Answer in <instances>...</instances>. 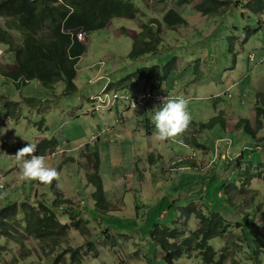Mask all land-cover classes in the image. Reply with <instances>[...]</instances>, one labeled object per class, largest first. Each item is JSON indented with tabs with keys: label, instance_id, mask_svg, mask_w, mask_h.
I'll list each match as a JSON object with an SVG mask.
<instances>
[{
	"label": "rangeland",
	"instance_id": "rangeland-1",
	"mask_svg": "<svg viewBox=\"0 0 264 264\" xmlns=\"http://www.w3.org/2000/svg\"><path fill=\"white\" fill-rule=\"evenodd\" d=\"M126 1L139 11L138 18H116L103 30L79 35L87 49L73 93H67L64 80L47 89L38 81L16 85L0 75V209L23 202L51 207L58 200L52 185L23 180L16 159L8 158L30 142L61 174L57 188L71 204L56 211L60 221H81L52 254L33 237H25L23 246L0 238V264H56L59 257H64L60 264H71L65 253L71 246L88 253L83 264H168L161 240L174 243L171 233L182 240L200 227L196 215L187 220L192 205L220 213L232 225L226 236L210 242L217 259L228 247L227 264H264V178L247 181L264 162V148L257 149L264 147V128L259 142L235 126L241 118L256 123L257 108L264 107V11L252 6L256 0H241V7L219 15H203L195 3L180 6L179 0ZM170 8L187 22L167 27L163 16ZM144 24L155 32L161 28V46L156 54L132 60ZM0 52L1 65L14 63L4 43ZM175 57L177 68L158 90L188 101L191 124L181 137L153 138V110L159 104L148 103L153 110L147 115L124 102L96 111L91 97L105 86L111 96L119 91L130 99L157 89L152 80L135 82L133 75L164 67ZM94 154L108 205L95 197L90 183L88 156ZM23 252L31 255L22 258ZM175 264L203 261L193 252Z\"/></svg>",
	"mask_w": 264,
	"mask_h": 264
},
{
	"label": "trees",
	"instance_id": "trees-1",
	"mask_svg": "<svg viewBox=\"0 0 264 264\" xmlns=\"http://www.w3.org/2000/svg\"><path fill=\"white\" fill-rule=\"evenodd\" d=\"M178 3L180 6L185 3H195L196 8L203 15L226 14L234 7H241V0H179ZM252 6L262 12L264 0H256ZM138 16L139 11L126 0H0V17L7 19L5 27H0V43H4L8 47V52L14 55L12 65L0 64V75L12 80L16 85L21 82L27 84L38 81L47 89H53L59 81L64 80L67 93H73L77 90L75 79L78 63L87 49L79 35L103 30L116 18L134 20ZM163 22L169 28H176L187 21L176 9L170 8L164 14ZM157 28L155 32L154 28L147 24L142 26L129 54L130 59L138 60L159 52L162 37L161 28ZM14 33L19 34V38H16ZM176 68L177 57L164 67L152 66L140 69L133 78L135 82L152 80L156 83L157 89L151 90L160 91L158 90L160 86ZM120 83H124V80ZM238 126L261 142L258 134L264 128V107L259 105L257 108L256 123L252 119L241 118ZM263 148L262 144L257 146V149ZM37 152L38 155L42 154L41 156L46 153L41 150ZM88 161L93 171L90 175V183L97 189L95 197L108 205L105 185L100 176L98 156L96 154L88 156ZM260 165L258 173H248V184L255 177L264 178V162ZM241 176L243 177V171ZM52 191L58 200L54 201L51 207L44 203L23 202L20 205L13 203L0 209V238L14 241L21 246L25 237H33L43 249L50 251L49 254L66 244L70 232L74 228L78 229L81 221L72 219V222L67 224L60 221L56 211L63 203L71 204V201L61 199L55 182ZM20 211L23 214L22 219H19ZM186 215L187 220L196 215L200 227L182 240L171 233L170 238L176 240L174 243H171L169 238L161 240L164 243L166 263L175 264L185 254L192 256L193 252H199L203 264H227L231 257L230 249L228 247L223 249L220 252V259H217V253L210 242L215 238L226 236L232 226L231 223L220 213L206 214L196 205L190 206ZM18 234L20 237H17ZM89 247L91 251L95 250L94 243L89 242ZM65 253L71 254V264H83L88 254H82L79 249L74 250L72 246L65 250ZM30 255L23 252L21 257L26 258ZM63 258H57L56 264L62 263ZM64 264H68L67 261Z\"/></svg>",
	"mask_w": 264,
	"mask_h": 264
},
{
	"label": "clouds",
	"instance_id": "clouds-1",
	"mask_svg": "<svg viewBox=\"0 0 264 264\" xmlns=\"http://www.w3.org/2000/svg\"><path fill=\"white\" fill-rule=\"evenodd\" d=\"M161 103L153 110V138L159 142L171 141L181 137L191 124L188 101L182 97L164 96ZM18 162L20 176L25 181H35L45 186L55 182L60 187L61 174L53 167L45 164V157L36 154V145L27 143L14 155ZM2 185V179H0Z\"/></svg>",
	"mask_w": 264,
	"mask_h": 264
},
{
	"label": "built area",
	"instance_id": "built-area-1",
	"mask_svg": "<svg viewBox=\"0 0 264 264\" xmlns=\"http://www.w3.org/2000/svg\"><path fill=\"white\" fill-rule=\"evenodd\" d=\"M2 55V52H0ZM256 54H251V59H255ZM114 93L112 96L109 94L107 87L105 86L102 91L96 96L93 97V102L96 103V111H100L103 109L111 110L114 105H117L120 102L128 103L126 104L130 108H139L142 111V114H152V107L148 103H155L159 104L161 103L160 97L169 96L167 94H164L160 91L151 90L149 89V93H142L139 97H135L133 99H130V96L126 93L119 92V91H113ZM172 97V96H171ZM232 145V141L229 143ZM261 148V147H258ZM8 158L13 159L15 158L14 155H8Z\"/></svg>",
	"mask_w": 264,
	"mask_h": 264
},
{
	"label": "crops",
	"instance_id": "crops-1",
	"mask_svg": "<svg viewBox=\"0 0 264 264\" xmlns=\"http://www.w3.org/2000/svg\"><path fill=\"white\" fill-rule=\"evenodd\" d=\"M6 21H7V19L6 18H3V17H0V27H5V23H6ZM12 54H10V56H11ZM93 97H91V99H92ZM91 99H90V101H91ZM127 109H129V108H127ZM112 110V109H111ZM110 111V110H109ZM136 114H141L140 112H137ZM240 121V120H239ZM239 121L237 122V124L235 125L237 128L239 127L238 126V123H239ZM234 128V127H233ZM40 155H42V154H40ZM61 194V193H60Z\"/></svg>",
	"mask_w": 264,
	"mask_h": 264
},
{
	"label": "bare ground",
	"instance_id": "bare-ground-1",
	"mask_svg": "<svg viewBox=\"0 0 264 264\" xmlns=\"http://www.w3.org/2000/svg\"><path fill=\"white\" fill-rule=\"evenodd\" d=\"M226 142V141H225ZM233 144V143H232ZM228 145V144H227Z\"/></svg>",
	"mask_w": 264,
	"mask_h": 264
}]
</instances>
